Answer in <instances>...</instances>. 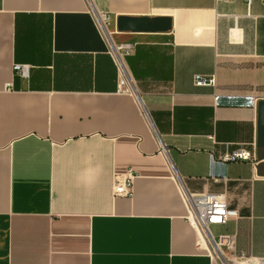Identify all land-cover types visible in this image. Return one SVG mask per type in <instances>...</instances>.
<instances>
[{
  "label": "crops",
  "instance_id": "crops-1",
  "mask_svg": "<svg viewBox=\"0 0 264 264\" xmlns=\"http://www.w3.org/2000/svg\"><path fill=\"white\" fill-rule=\"evenodd\" d=\"M119 18L158 30L119 31ZM121 44L134 94L117 89ZM260 101L259 0H0V264H218L177 177L223 194L238 217L211 228L264 258ZM239 149L250 158L223 159ZM128 168L133 194L114 197Z\"/></svg>",
  "mask_w": 264,
  "mask_h": 264
},
{
  "label": "built area",
  "instance_id": "built-area-1",
  "mask_svg": "<svg viewBox=\"0 0 264 264\" xmlns=\"http://www.w3.org/2000/svg\"><path fill=\"white\" fill-rule=\"evenodd\" d=\"M222 1L231 2L232 0ZM259 1L264 6V0ZM250 4L251 0H245L246 11H249ZM107 19L108 18L103 17L101 20L102 28L105 32ZM127 52L128 49L126 44L116 45L114 47V59L117 64V89L126 94H134L133 82L130 80L121 61L123 54ZM27 67L26 64L21 63H14L12 66L13 70L22 76L26 75ZM213 81V78H205L199 74L193 76V83L195 85H207L211 84ZM163 149H165V147H163ZM236 158L246 160L250 158V154L244 149H239L233 154H225L223 156L225 160H233ZM134 177L135 173L132 168H128L124 173L116 175L112 186L113 196L131 197L133 194ZM176 179L178 180L180 193L187 208L186 219L197 232L198 230L200 232V234H198L197 246L204 249L214 260L223 261L224 264H240L232 259L235 255L233 252V236L230 234L214 235L211 231L212 225H223L226 224L228 220L237 218L238 211L228 205L223 194L215 192L192 193L186 189L180 178L177 177ZM226 250H228V252L230 251L228 253L229 255H227ZM235 256L237 257L234 258H245L246 262H254V264L264 263V258H249L243 254ZM230 261L232 263H230ZM245 261L242 263H245Z\"/></svg>",
  "mask_w": 264,
  "mask_h": 264
},
{
  "label": "water",
  "instance_id": "water-1",
  "mask_svg": "<svg viewBox=\"0 0 264 264\" xmlns=\"http://www.w3.org/2000/svg\"><path fill=\"white\" fill-rule=\"evenodd\" d=\"M117 29L119 31H154L158 30L157 26L149 24L146 18H119L117 20ZM264 158V101L257 105V138L255 144V159ZM257 175L264 176V161L255 164Z\"/></svg>",
  "mask_w": 264,
  "mask_h": 264
},
{
  "label": "rangeland",
  "instance_id": "rangeland-1",
  "mask_svg": "<svg viewBox=\"0 0 264 264\" xmlns=\"http://www.w3.org/2000/svg\"><path fill=\"white\" fill-rule=\"evenodd\" d=\"M211 231L213 232L214 235H218V234H216V232H215L212 228H211ZM215 250H216V249H215ZM216 251H217V250H216ZM229 252H230V251H229ZM229 252H228V250H226L227 255H229V254H228ZM234 254H235V253H234ZM235 255H236V254H235ZM235 255H234V257H237V256H235ZM228 257H229V256H228ZM234 257H233L232 259L235 260L236 262H238V263H240V264H245V263H246V261H245L246 259H245V258H234ZM216 259H217V258H216ZM223 260H224V259H223ZM243 261H245V263H242ZM217 262H218V264H224L223 261L220 262V261L217 260ZM230 263H232V262L230 261Z\"/></svg>",
  "mask_w": 264,
  "mask_h": 264
},
{
  "label": "bare ground",
  "instance_id": "bare-ground-1",
  "mask_svg": "<svg viewBox=\"0 0 264 264\" xmlns=\"http://www.w3.org/2000/svg\"><path fill=\"white\" fill-rule=\"evenodd\" d=\"M199 231V230H198ZM215 249H216V247H215ZM217 250V249H216ZM246 264H254L253 262H246Z\"/></svg>",
  "mask_w": 264,
  "mask_h": 264
},
{
  "label": "trees",
  "instance_id": "trees-1",
  "mask_svg": "<svg viewBox=\"0 0 264 264\" xmlns=\"http://www.w3.org/2000/svg\"><path fill=\"white\" fill-rule=\"evenodd\" d=\"M264 264V263H263Z\"/></svg>",
  "mask_w": 264,
  "mask_h": 264
}]
</instances>
